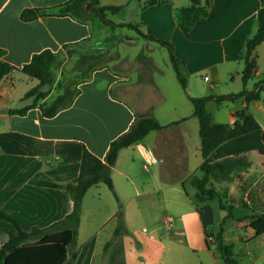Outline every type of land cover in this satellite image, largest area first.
Here are the masks:
<instances>
[{
	"label": "crops",
	"instance_id": "1",
	"mask_svg": "<svg viewBox=\"0 0 264 264\" xmlns=\"http://www.w3.org/2000/svg\"><path fill=\"white\" fill-rule=\"evenodd\" d=\"M68 1L0 0V50L3 51V60L16 68L0 80V212L13 217L26 231L33 227L45 228L62 220L73 210V198L65 185L78 177L84 149L104 161L111 142L127 132L136 117L155 116L159 120L169 111L178 118L170 122L159 120L162 125L186 120L159 131V135L147 142L154 131L150 132L142 142L122 149L118 155L112 179L119 206L123 207L122 216H119V210L113 209V213L100 222L84 223L86 198L91 192L100 195L103 192L101 183L86 193L73 264H226L216 248L215 233L221 224L224 243L238 264H264V233L257 234L251 226L254 218L264 213V155L256 150L246 153V169L235 172L230 182L215 183L223 201L233 205L232 216H227L218 200L197 205L191 198L195 189L189 194L184 188L180 189L184 180L196 173L203 162L199 122L193 116V105L189 100V96L197 97L193 90L188 96L182 85H179L180 92L174 88L172 93L176 96V103L167 108L165 104L170 94L154 80V73L147 82L139 83L137 77L131 85L107 67H101L86 76L88 80L78 86L79 93L68 107L54 117L43 114L41 107L62 93L59 88L55 92L59 69L74 51H81L82 45L88 49L92 46L89 45L91 39L96 38V29L91 22L57 14L60 6ZM137 1L138 7L141 6L140 26L145 27L141 31L174 43L175 54L184 62L189 78L205 72L203 80L213 92L219 89L225 78L232 84L241 80L243 87L244 64L241 65L240 54L247 39L257 31L260 0H211L207 19L196 23L188 33L180 30L173 17L176 9L190 6L191 0H158L150 6L147 1L143 4ZM205 1L201 0V3ZM100 3L112 5L109 0ZM115 6L125 8L123 4ZM26 9H40L43 14L23 20L22 13ZM106 31L107 28L103 27L100 37H105ZM44 50L61 52L64 60L57 68L56 80L47 97L33 104L34 98L24 99V95L38 84V80L24 75L21 68L34 54ZM256 53L257 69L247 89L258 91L256 84L264 78V41L256 48ZM223 66L227 67L225 72L221 69ZM173 72L177 78L174 68ZM205 77L209 79L205 80ZM22 83L25 85L20 87ZM231 89L218 93L240 92L235 90L237 85ZM211 101L221 103L216 99ZM208 102L206 107L210 111ZM30 105L25 113L10 112ZM242 111L253 115L264 129V88L257 101L248 103L240 98L228 106L226 115H222L219 109L217 114L224 119L220 122L215 120L216 114L210 112L216 123L232 126L237 113ZM173 128L178 131L180 139L175 144L171 141L166 147L160 146L159 136ZM146 147L152 155L155 151L164 153L165 148V155L159 159L153 155L160 164L165 159L175 164L178 160L172 158L181 157L188 175L175 183L171 182L177 179L172 171L170 184L164 183L163 187L155 184L153 188L140 190L133 174L123 164L140 155L148 158ZM41 181L63 186L43 187L38 185ZM154 193L162 195L165 209L173 214L160 216L158 213L150 226L131 232L125 224L126 209L129 214L139 213L140 196ZM129 195L131 198L125 200L124 197ZM239 200L244 207L237 206ZM158 203L155 200L150 207L159 210ZM169 217L174 219L173 222H168ZM120 221L124 231L115 237ZM14 230L10 222L0 218V247L8 240L9 232ZM208 233L211 235L207 239Z\"/></svg>",
	"mask_w": 264,
	"mask_h": 264
},
{
	"label": "trees",
	"instance_id": "2",
	"mask_svg": "<svg viewBox=\"0 0 264 264\" xmlns=\"http://www.w3.org/2000/svg\"><path fill=\"white\" fill-rule=\"evenodd\" d=\"M157 1L151 0L148 4H156ZM260 4L261 6L257 11V31L247 39L245 49L240 54V60L244 64L242 71L243 89L238 93L219 97L189 96L188 82L181 72V65L185 64L176 56L175 47L171 42L143 33L138 24L117 25L106 19L108 12L113 14L123 12L125 9L123 6L101 5L99 0H70L61 5L57 12L58 15L70 16L84 23H97V32L109 25L111 28H114V26H128L137 30L143 38L157 42L167 48L177 78L193 105V116L199 122L203 162L190 178V184L195 189V194H192L191 198L197 205L206 201L218 200L220 208L227 211V216H232L233 205L226 204L223 201L215 183L230 182L233 180L235 172L246 169L248 166L246 153L256 150L264 155V129L254 116L246 111L237 113V118L232 126L216 123L212 113L208 111L206 103L210 99L222 102L244 98L248 103L260 99L261 90L264 88V78L256 84L255 88L258 91L247 89V84L254 77L257 69L258 55L256 48L264 41V0H260ZM211 6V0H206L204 4L201 3V0H191L190 6L179 9L177 24L180 30L183 33H188L196 23L206 20ZM42 14L43 10L40 9H26L22 13V19L31 20ZM97 58L99 59V56L97 57L95 54L80 56L76 68L81 71L82 76H87L92 66L89 61ZM63 60L64 55L61 52L55 53L51 50H44L34 54L31 61L21 68V72L38 80V84L24 95V99L32 97L34 98L33 104H36L47 97L56 80L57 68ZM15 69L14 66L3 60V51L0 50V80L7 77ZM61 88L63 89L61 94L49 104L41 107L46 117H54L60 110L68 107L79 93V90L72 89L69 84L62 85ZM31 106L11 110L10 112L22 114ZM185 120L184 118L168 125H162L155 116L140 115L136 117L130 129L111 142L104 161L85 148L82 153L78 177L72 183L65 185V189L73 198V210L62 220L48 227H33L31 230L26 231L17 224L13 217L0 212V218L10 222L15 228L13 232H9L8 240L0 247V264H73L76 259L75 249L80 227L82 203L88 190L92 186L104 183L119 202L112 179V169L117 162L120 151L142 142L152 131H163ZM38 185L51 188L63 186L48 181H41ZM182 186L186 190L185 183ZM237 206L244 207L245 204L242 200H239ZM251 226L257 234L264 233V213L255 217ZM123 231L124 225L120 221L114 236L117 237ZM210 235L211 233L207 234V239ZM215 237L217 253L224 263L238 264L232 258L230 248L224 243L223 224L215 233Z\"/></svg>",
	"mask_w": 264,
	"mask_h": 264
},
{
	"label": "rangeland",
	"instance_id": "3",
	"mask_svg": "<svg viewBox=\"0 0 264 264\" xmlns=\"http://www.w3.org/2000/svg\"><path fill=\"white\" fill-rule=\"evenodd\" d=\"M99 1L105 2V0ZM109 1L112 2L110 3L112 5L123 4L125 5V9L120 14H113L111 12H108L106 14V19L110 20L111 22L117 25L127 23L138 24L139 29L143 31L145 27L143 28V26H140L141 6L140 8L138 7L139 3L137 0L136 2L130 0ZM145 1H147V6H150L148 2L151 0H140V4H143V2ZM161 1L167 2V0ZM177 15L178 9H176L173 17L174 22H177ZM92 26H94L96 30L98 29L97 23L92 24ZM106 28L108 32L106 31L107 35L105 37H100L102 34L96 31V38L91 39V42L89 43V45L92 46H90L88 49H85L82 45L81 51H74V53H72L67 58L64 65L59 69V82L58 85H56L55 87V92H58L57 88L60 89V92H63V90H61V87L62 85L66 84H69L72 89L78 90V86H80V84L85 80H88L86 79V76H82L80 71L76 69V63L80 59V55L92 53L97 55V57L99 56V59L97 58L95 60L89 61V64H91L92 66L87 76L93 74L94 71H97L101 67H107L113 74H117L119 78H123V81L127 82L128 84L131 83V85H133V83L137 81V77L139 83L140 81L147 82L148 79H151L150 77L154 73V80H156V82L163 86L167 94H170L169 100L166 102L165 106L169 108L170 105L176 103V96L172 92L174 88H177L180 92L181 88L179 85L181 84L178 78H176L174 75L173 65L167 48L160 46L154 41L144 39L139 34V32H137V30L129 28L128 26H114V28H111V26L109 25ZM95 41H97L96 44H94ZM173 45L176 48L174 43ZM242 63L243 62H241V65H243ZM221 69L223 70V72H225L227 67L223 66ZM241 71L242 69L239 70L240 73ZM181 72L188 82V92L190 90H193V94H196L195 96L197 97H219L222 95L218 92H226L227 90L234 88V85H237V89L235 90L241 91L243 89L241 80L232 84L231 82H229L230 79L225 78L219 86V89L213 92L209 85L203 80V75L205 74V72L201 73V75L198 76L192 75L189 78V76L187 77L184 65H181ZM168 73H170L171 76ZM24 85L25 83H22L20 84V87ZM211 100L213 99H210L208 102L209 110L216 114L215 120L219 122L220 120L224 119L220 118L221 115L219 116L217 114V111L220 109L222 115H226L225 113L227 112L228 106L230 107L231 105H233V103H235V101L231 102L229 100H224L221 103H215ZM181 112L184 113L185 111L182 109ZM176 118H178V115L169 114L168 111L166 115H161L159 117V120H161V122H170L171 120H175ZM174 129L175 128L159 136L158 141L160 143V146L166 147V144L171 141H173V143L175 144L180 139L178 137V131ZM157 135H159V132H152L150 136L146 139V141H152V139H154ZM163 149L165 153V148ZM145 151L148 158H145L144 156L140 155L136 156L134 161L126 160L123 164L124 167H126L127 169L129 168L128 170H130V172L133 174L134 181L136 182V185L140 188V190L153 188L155 184L163 187L164 183H179L182 181V176L188 175V172L184 168V160H182L181 157L179 159L176 157L172 158L174 161L178 160L177 162H175V164L169 162L166 159L160 164V162L157 160V162L152 164V166L150 167V171H146L144 169V164L150 161L151 152L149 151V149H145ZM164 153L155 151L153 155L154 157L159 159V157L163 156ZM172 171H175L176 176L174 177H177V179L170 182L169 180L172 179L169 178V174L170 172L172 173ZM193 175L194 174L188 176L184 180L185 188L188 192L194 191V188L190 184V178ZM100 187L103 188V192L100 195H96V192H91L86 198L85 213L87 215V218H85V215L84 223L100 222V220H102L110 212L112 214L113 209L119 210V216H122V214H124L123 207L119 206L118 201L116 200L114 194L109 190V188L104 183H101ZM130 188L131 187H129V189ZM180 189H183V187L181 188L180 186ZM124 198L125 200H129V198H131V195ZM139 199V213L129 214V211L126 209L125 224L128 229L131 230V232H133L134 230L141 231L143 226H150L155 215L158 213L160 214V216H167L173 214L165 209L163 197L158 193H154L150 196H140ZM139 199H136V201ZM155 200L159 201L158 206L160 207V209L154 211L150 207V204ZM214 205L217 207V202H214Z\"/></svg>",
	"mask_w": 264,
	"mask_h": 264
},
{
	"label": "built area",
	"instance_id": "4",
	"mask_svg": "<svg viewBox=\"0 0 264 264\" xmlns=\"http://www.w3.org/2000/svg\"><path fill=\"white\" fill-rule=\"evenodd\" d=\"M209 78L208 77H205V80H208ZM157 162V159H155L154 157H153V155L152 154H150V161L148 162V163H146V164H144V169L146 170V171H150V167L152 166V164H154V163H156ZM173 218L172 217H169L168 218V222L169 223H171V222H173ZM146 229H144V231H145ZM211 239V238H210Z\"/></svg>",
	"mask_w": 264,
	"mask_h": 264
},
{
	"label": "water",
	"instance_id": "5",
	"mask_svg": "<svg viewBox=\"0 0 264 264\" xmlns=\"http://www.w3.org/2000/svg\"><path fill=\"white\" fill-rule=\"evenodd\" d=\"M146 149L148 150V147H146Z\"/></svg>",
	"mask_w": 264,
	"mask_h": 264
}]
</instances>
